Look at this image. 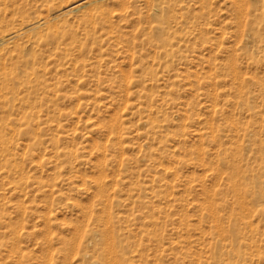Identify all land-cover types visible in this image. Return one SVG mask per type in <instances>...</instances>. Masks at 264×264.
Wrapping results in <instances>:
<instances>
[{"label": "rangeland", "instance_id": "1", "mask_svg": "<svg viewBox=\"0 0 264 264\" xmlns=\"http://www.w3.org/2000/svg\"><path fill=\"white\" fill-rule=\"evenodd\" d=\"M2 2L4 30L46 16L27 36L61 38L39 50L37 137H14L23 171L0 166V264H95L109 226L136 264L212 262L234 227L235 264H264V0Z\"/></svg>", "mask_w": 264, "mask_h": 264}, {"label": "bare ground", "instance_id": "2", "mask_svg": "<svg viewBox=\"0 0 264 264\" xmlns=\"http://www.w3.org/2000/svg\"><path fill=\"white\" fill-rule=\"evenodd\" d=\"M2 1L4 2V0ZM79 5L80 3L70 4L64 9L63 13L71 11L79 7ZM52 8L53 6H48L47 13L54 11ZM167 10H170V8L168 7ZM161 11V23L168 22L172 16L169 14L167 15L166 11ZM45 15L47 14L45 13ZM25 18L27 17L24 16L23 20ZM23 20L18 27H12L10 30H4V28H8V26L12 23H10L11 20L9 22L8 20L5 21L4 19L0 18V44L8 46L10 43H15L14 41L22 36L27 37L26 43L23 46L16 42L13 46V50L7 49L8 47L5 49H0V166L4 171L2 172L7 177L10 176L12 171H15L14 174H20L22 170L19 169L21 166L19 168L16 167L19 163H13V161H15V154L13 150L14 137L26 134H30V136L34 138L37 137L36 128L34 127L35 124L32 121H41V114L44 113L42 112L41 106L46 100L50 99V96L46 94L48 91V85L43 79L40 78L41 73L39 71L42 67V60L40 57L41 52L39 51L40 47L47 42L57 45L59 39L61 38V34L54 31L47 34H41L32 40L27 35L31 31L47 25L50 20H48L46 16H37L33 22L30 23H28L29 20ZM6 31L8 32L5 33ZM168 32L169 31H167V33ZM41 40L43 43H41ZM163 43H165V45L162 44V46H168L169 40H165ZM166 51L167 49L165 50L164 54H168V51ZM170 52L171 51H169V53ZM3 173L2 176H5ZM3 183H5V181L1 183L2 186L6 185ZM1 184L0 187L3 188ZM100 188L101 191L104 190L102 185ZM3 197L4 195L2 196V199ZM5 200L7 201V199ZM0 207H2V204ZM96 236L100 238L102 245L100 244V241L94 243L93 250L95 253V260L92 263L136 264L133 254H131L133 251V245L129 244L128 242H122L120 233L112 226H109L108 228L104 227V229L102 228L100 232H96ZM239 238H241L240 231L234 227L231 235L229 236L231 254L229 251H224V247L219 242H216L210 251L212 262H204L200 260L199 264H235L239 259L244 260V256H246V254H244L241 250ZM137 253L138 256H140L139 251H137ZM232 255L236 258V260L234 257H231Z\"/></svg>", "mask_w": 264, "mask_h": 264}]
</instances>
